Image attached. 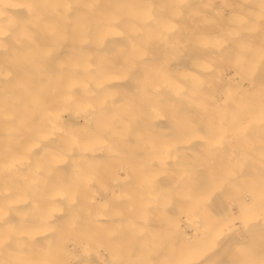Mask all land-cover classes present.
<instances>
[{
    "label": "bare ground",
    "instance_id": "bare-ground-1",
    "mask_svg": "<svg viewBox=\"0 0 264 264\" xmlns=\"http://www.w3.org/2000/svg\"><path fill=\"white\" fill-rule=\"evenodd\" d=\"M228 4L0 0V264H264V85L232 80L264 38ZM148 159L177 179L144 196Z\"/></svg>",
    "mask_w": 264,
    "mask_h": 264
},
{
    "label": "rangeland",
    "instance_id": "rangeland-1",
    "mask_svg": "<svg viewBox=\"0 0 264 264\" xmlns=\"http://www.w3.org/2000/svg\"><path fill=\"white\" fill-rule=\"evenodd\" d=\"M227 1V4H228V2H229V4H228V8H227V10L225 11V13H226V15L229 17V19H230V21H231V25H232V27H233V35L232 36H235V32L234 31H236L237 29H236V27H237V22H238V24H240V28H242V26H244V25H246V23H245V21H247L248 22V20L246 19V18H250V21H251V19H252V21H251V23H247L248 25H250V27L249 26H247L246 25V29H247V31L245 32V33H248L247 34V36L249 37V36H251L252 34H254L253 36H251V37H249V38H253L254 40L253 41H247L245 44H246V46H249V45H247V44H251V46H257L258 47V49H259V47H261V45L259 46V44H262V39L264 38V26H263V23H264V0H262V4H261V6H258V4H256L255 5V3H258V2H256V0L254 1V0H226ZM233 1V2H232ZM240 1H242V4H241V2ZM243 1L244 2H247L246 4H251L252 5V3H253V5H254V7L255 6H258V9H259V11L258 10H256V7L253 9V6H251L252 7V11H254L255 10V12H252L251 13V10L249 11V9H250V6H248V5H246V4H243ZM250 1V2H249ZM252 2V3H251ZM239 3H240V5H242L241 7H240V5H239ZM238 4V5H237ZM234 6H235V8H234ZM243 6H246V7H243ZM238 7V8H237ZM243 7V8H242ZM263 7V8H262ZM233 8V9H232ZM245 8H249L248 9V12H249V15L246 17L245 15H243V13L245 14V11H247ZM236 9H238V10H236ZM229 11H231V13L229 12ZM244 11V12H243ZM247 12V13H248ZM257 12H258V14L260 13V15H257ZM233 14V15H232ZM250 14L253 16V17H250ZM241 16H242V19H241ZM256 16V17H255ZM263 16V17H262ZM232 17V18H231ZM246 17V18H245ZM257 18V19H256ZM261 18H263V20H261ZM236 19V20H235ZM253 19L255 20H258V21H253ZM234 20V21H233ZM240 20H242V21H240ZM245 20V21H244ZM233 21V22H232ZM240 21V22H239ZM234 22L236 23V25L234 24ZM241 22H243V23H241ZM256 22V23H255ZM259 22V23H258ZM258 23V24H257ZM241 24H244V25H241ZM255 24H257L256 25V27H255ZM253 26V27H252ZM258 26V27H257ZM245 27V26H244ZM238 28V27H237ZM248 28H249V30H248ZM255 30H253V29ZM241 30V29H240ZM260 31V32H259ZM263 31V32H262ZM242 32V31H241ZM253 32V33H252ZM262 32V33H261ZM250 33H252L251 35H250ZM256 33V34H255ZM261 33V34H260ZM259 34V35H258ZM257 35V36H256ZM255 37L257 38V40L255 39ZM262 37V38H261ZM260 38H261V41H260ZM249 40V39H248ZM254 42V43H253ZM262 45H264V43L262 44ZM250 50H251V48H249V47H247V54L249 55H246L245 57L247 58L246 60H247V62H245V59H244V63L245 64H247L246 66H245V64H242L241 62H240V64H239V71L241 72H239L238 71V73H239V75L237 76V77H235V76H232V80L235 82V83H240V84H242L243 86H245V90H248V91H250L251 89H250V83L251 82H255V78H256V82H255V84L257 83V82H260V80L262 79V81H263V77H264V73L262 72V71H264L263 69L264 68H261V64H262V62H261V58H260V55H258V54H256L253 58H252V54H251V52H250ZM248 51H249V53H248ZM236 57L233 55L232 57H231V65H237V62H236ZM252 59V60H251ZM232 60H234V61H232ZM251 60V61H250ZM256 60V61H255ZM260 60V61H259ZM253 61H254V63H253ZM249 62V63H248ZM256 62H261V64L259 63H256ZM256 63V64H255ZM249 65H251V66H249ZM258 65L260 66L259 67V70L258 69H255V68H258ZM245 66V67H244ZM263 66V65H262ZM241 69V70H240ZM262 69V70H261ZM249 70H250V72H249ZM253 70V71H252ZM257 70H258V72H257ZM229 71L233 74L234 73V70H232V69H229ZM257 72V73H256ZM262 72V73H261ZM253 73H255V74H253ZM258 73H260L261 75H260V77L261 78H259V75H258ZM252 74H253V77H252ZM263 75V76H262ZM245 76H248V77H246L245 79L243 78V77H245ZM257 76V77H256ZM239 77H240V81H238L239 80ZM249 77H250V79H249ZM252 77V78H251ZM238 79V80H237ZM241 79H243V80H241ZM251 79H254V81L253 80H251ZM258 79H259V81H258ZM249 80V81H248ZM250 80H251V82H250ZM261 81V82H262ZM260 82V84H263L264 85V81L261 83ZM262 89V91L264 90V88H261ZM261 89L259 88V89H257L258 91L260 90L261 91ZM253 91H256V90H253ZM264 92V91H263ZM256 96V95H255ZM255 96L254 95H251V97H250V99L248 98V96H246V99L248 98L249 100H252L251 98H253V99H255ZM257 97V96H256ZM245 123H248L247 121L245 122ZM122 156V155H121ZM121 159H122V161H121ZM123 159H125L124 158V156H122V158H120L119 160H118V162L116 161V162H114L116 165H120V164H124V162L123 161H126V159L125 160H123ZM155 160V161H154ZM154 160H152V162H151V160L150 159H148L147 161L149 162H151V166L152 165H155V166H153L152 168L154 169V170H156V172H154L155 174H154V178H152L151 179V183H152V187L151 186H148L147 187V185H146V188H144L143 187V194H144V196H148V195H146V192H148V191H146L148 188H155V189H159V187L162 189V187H164V186H166L167 184H169L170 183V178H174V179H177L176 177L177 176H175L174 175V177H172L170 174L171 173H169V170H165V171H167V173H166V175L164 174L165 172L163 171V173H161L162 175L161 176H163V177H161L160 175H159V171L158 170H160V169H155V168H157L158 167V163L156 162L157 160L156 159H154ZM119 161H121V163L119 162ZM123 162V163H122ZM148 162H146V165H147V167L149 166L147 163ZM138 163H141V161H139ZM142 163L144 164L145 163V159H143V161H142ZM150 164V163H149ZM145 170V169H144ZM161 170H163L162 168H161ZM160 170V171H161ZM118 173L117 174H119L121 177H120V179H117V178H115V179H113V178H108V180L109 179H111L112 180V183L110 184V186H112L113 188H114V185H115V188L117 187V186H119V185H127V186H133V185H135V183L136 182H138L137 184H139L141 181L140 180H138L137 178H139L138 176H133V177H131V176H128L127 177V173L125 172V171H122L121 170V172H120V170H118L117 171ZM158 173V176H160V177H158L157 178V176H155L156 174ZM116 175H114V177H115ZM165 176H168V177H166V178H164ZM153 177V176H152ZM170 177V178H169ZM161 178V179H160ZM168 178V179H167ZM159 179V180H158ZM163 179V180H162ZM114 180H116V181H114ZM119 180V181H118ZM123 180V181H122ZM157 180H158V182H157ZM121 181H122V183H121ZM160 181V182H159ZM108 182H110V181H108ZM107 180L105 181V184L104 185H106L107 183ZM114 182V183H113ZM133 182V183H132ZM135 182V183H134ZM144 182V181H143ZM146 182V181H145ZM157 183H159V184H157ZM100 184L98 183L97 185H95V188L97 189V190H99V188H98V186H99ZM155 185H158V186H155ZM127 186H125V187H127ZM136 187H138L137 185H135ZM135 186H133V187H135ZM252 186V185H251ZM153 188V189H154ZM252 188V187H251ZM145 189V190H144ZM160 191V190H159ZM250 192H252V190L250 189ZM96 193V192H95ZM124 193L123 192H121V195H123ZM148 194V193H147ZM141 196V195H140ZM140 196H139V194L137 195V197L138 198H140ZM136 199L135 198V200L136 201H138V200H140V199ZM175 198H176V200H175V204H176V208L174 209V210H172L173 211V214L175 213V215L174 216H172L173 214H172V212L170 213V208H168L169 210H167L168 211V213H167V215L168 216H166L165 217V219H167V220H171V219H173V218H175V219H177L178 218V215H179V212H178V210H177V205H179V204H186V202L184 201V200H180L178 197H176V193H175ZM135 201V202H136ZM182 201V202H181ZM134 202V203H135ZM178 203V204H177ZM127 204V203H126ZM126 204H123L125 207H126ZM119 204H117L116 206H118ZM224 205V204H223ZM122 208H123V206H121ZM135 207H137V205L135 206ZM152 209V210H151ZM157 209V208H156ZM156 209H155V207L153 206V207H151L150 208V211H151V213H157V211H158V209H157V211H156ZM127 211L130 213L132 210H129V209H127ZM221 211V210H220ZM159 212V211H158ZM157 215V214H156ZM171 215V216H170ZM168 217H169V219H168ZM152 218H153V216H152ZM185 217H184V215H181V218H180V225H181V227L182 228H184L183 226H185L184 225V223L182 222V220H184L185 221V219H184ZM165 219H163L162 220V223H164V221H165ZM174 220V219H173ZM237 223V222H236ZM238 224V223H237ZM223 230L225 231V232H227V229H226V227H223ZM168 234V233H167ZM169 235H171V234H169ZM167 252V251H166ZM171 252V251H170ZM180 252V251H179ZM196 252H198V251H196ZM196 252H194V251H185V252H183V254L184 255H182L181 257L184 259V260H186V261H184L182 258H181V261H183V262H181V261H179L180 263H178V264H189L191 261V263H193L194 264V262H196V258H198L199 257V255H198V257L195 255V253ZM203 252H205V254H207V252H208V254H209V251H203ZM202 252V253H203ZM213 252V251H212ZM212 252H210V254L212 253ZM223 252H225V253H223ZM228 251H222V253L223 254H220L219 253V255H221L220 257H222V258H218L217 259V257L215 258V256H212L213 257V260L214 261H212L211 260V262H213V263H216V264H218V263H220V262H226L227 260V258H229V257H231L230 255H227V254H230V253H233V252H238V251H229V253H227ZM227 253V254H226ZM186 254V255H185ZM209 254V255H210ZM233 254H235V253H233ZM233 254H231V255H233ZM218 255V256H219ZM236 255V254H235ZM238 255V254H237ZM191 256V258H189ZM196 256V257H195ZM201 256V255H200ZM228 256V257H227ZM234 256V255H233ZM238 256H240V255H238ZM186 257V258H185ZM192 257H193V260H192ZM237 257V256H236ZM189 258V259H188ZM232 258V257H231ZM233 258H235V256L233 257ZM219 259H221V261L219 260ZM222 259H224L223 261H222ZM216 260H219V262L217 263V262H215ZM235 260V259H234ZM233 260V261H234ZM190 261V262H189ZM210 261V258L208 259V262ZM229 261H232L231 259L229 260ZM249 261V260H248ZM256 261V260H255ZM174 262H178V260L177 261H174ZM187 262V263H186ZM257 262V261H256ZM256 262L254 263H252V262H250V263H252V264H256ZM232 263V262H231ZM250 263H248V264H250ZM208 264V263H207ZM210 264V263H209ZM224 264V263H223ZM232 264H234V263H232Z\"/></svg>",
    "mask_w": 264,
    "mask_h": 264
}]
</instances>
